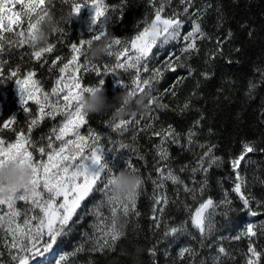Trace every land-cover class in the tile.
<instances>
[{"label": "trees", "instance_id": "1", "mask_svg": "<svg viewBox=\"0 0 264 264\" xmlns=\"http://www.w3.org/2000/svg\"><path fill=\"white\" fill-rule=\"evenodd\" d=\"M79 2L82 3L83 0ZM106 2L110 7H115L116 11L114 16H106L103 19L105 30H109L111 35L122 40L130 39L138 30H142L145 26L143 23L145 18L147 17L150 22L153 15V4L150 0H125L124 4H121L120 0H106ZM70 7V4L64 3L63 0H52L48 5L51 14L59 21L58 27L64 30L62 34L56 32L50 36L49 42L54 43L56 47L53 53L45 54L48 64L31 58V49L27 46L14 48L3 55V59L8 62L5 66V76L8 71L20 65L25 72L29 69L35 71L36 78L42 82L44 89L50 91L54 81L59 77L58 67L71 56V44L77 43L80 39H88L92 35L87 32L78 14L69 21L67 17ZM183 7L180 0H172L166 7L164 15H171L173 12L182 13ZM88 8L82 7L79 12L82 13ZM197 9L205 10L200 23L211 39L198 41L199 53L194 54L188 61L197 70L196 73L177 84L181 77L186 76V70L166 71L153 87L157 90L156 94L161 97L158 102L168 104L169 109L160 110L153 107L151 112L139 111L136 115L137 120L143 117L139 128L153 122L151 117H158L154 121L156 131L172 125L182 137L190 128L197 133L196 143L190 147L183 139L180 144L165 145L170 154L168 166L184 181V184L173 185L171 181H166L165 188L160 191L167 195L169 204L155 205L152 181L157 179L155 168L158 166L159 158L156 155V145H159L160 138L153 136L152 130L139 131L135 125H130L129 130L123 135L111 132L104 123L110 120V113L90 115L89 123L82 132L87 133L88 128L91 127L102 135L108 133L113 142L109 143L104 139L102 145L106 150H116L115 153L105 151L104 161L114 172H118L125 166V157L128 155L134 167L138 169L137 174L142 178L137 202L140 215L137 217L133 214L127 219L121 215L126 237L116 244L115 250L92 251L89 237L95 232L93 225L97 222L96 205L104 199L102 192H95L82 202V207L78 209L77 217L74 218L76 223L72 231L62 238L56 248L57 259L60 255L67 256L64 264H134L129 255L134 246L142 248L138 264H216L219 247L225 248L228 253L227 256L221 257L220 264H245L249 238L234 237L243 232L249 223L257 225L259 233L257 237L251 238L254 245L258 249H264V206L257 203L264 202V82L261 81L258 72V69L264 71V0H194L190 12H195ZM181 18L185 20L182 31L186 34L191 30V20L195 17ZM229 32L232 33L231 38L228 37ZM217 41L222 45V55L219 54L221 49L217 47ZM182 46L183 42H171L165 45L163 54H159L158 59L154 57L150 67H159L171 51L179 54ZM212 52L217 53L215 59L209 57ZM57 55L62 57V60L58 61L57 66L52 67L50 71L51 60ZM105 61L109 64L114 62L113 59L104 56L93 63L102 65ZM205 71L214 74L210 79L205 80L200 75ZM81 76L85 85L98 86L99 78L94 72H82ZM131 77L132 73L123 72L105 77L103 87L106 89L107 97L111 99L122 89L116 80L122 79L130 86ZM250 83L256 85L251 95L248 94ZM174 85L177 93L175 97L171 95ZM166 91L168 94L165 95ZM193 91L196 92L195 96H192ZM188 100H191V108L181 112L180 108ZM29 104L31 114L23 112L20 106L14 79L0 81V122L12 117L16 119L12 129L0 128V138L11 142L15 139V131L28 134V123L36 113V106L31 102ZM201 116L203 119L200 125L194 127V122ZM60 119L59 117L56 121L45 119L31 133L32 139L37 143L42 142L41 137H46L52 126L58 124ZM137 132L139 134L133 140V134ZM243 142H252L257 148L256 152L246 157L239 169L246 185L243 191L249 196L252 209L260 213L257 216L250 215L243 208L238 195L232 191L236 173L230 161L240 154ZM120 143L128 144L130 147L122 150L119 147ZM199 144L214 146L213 155L222 159L209 168L206 174L198 171L193 175L191 168L195 166L197 158L204 151L198 146ZM132 148H136L144 159H139L137 153L131 151ZM33 151L35 152L34 149ZM185 165L189 166L188 169L181 172L180 168ZM205 180L207 186L203 194L196 192V199L183 191L185 185L199 189L201 182ZM225 195L231 201V205L216 208L212 217L213 231L204 238L202 246L198 230L191 226L190 214L204 199L212 198L219 204L225 199ZM157 207L165 208L162 215L153 210ZM100 211L104 216H110L106 204ZM154 216L160 222L159 228L155 227ZM182 222H186L188 233L165 237L167 226H179ZM81 246L82 250L77 252V248ZM185 246L192 247L197 255L195 257L186 255L181 260L178 252ZM150 249L155 251V255L150 254ZM49 260L51 259L45 258L39 264H47ZM0 264H14L2 242H0Z\"/></svg>", "mask_w": 264, "mask_h": 264}, {"label": "snow or ice", "instance_id": "2", "mask_svg": "<svg viewBox=\"0 0 264 264\" xmlns=\"http://www.w3.org/2000/svg\"><path fill=\"white\" fill-rule=\"evenodd\" d=\"M63 2L70 4L69 13L72 17L77 15L82 7H90L93 11L91 24L96 25L99 22V29L94 30L89 27V32L93 33L90 38L80 39L77 43L71 44L70 58L58 67L59 77L54 81L50 91H47L42 86V82L36 78L37 73L35 71L29 69L25 72L20 65L8 71L5 76V66L8 62L3 59V55L6 51L27 46L31 49V58L37 62L43 61V64H48L45 54L53 53L56 45L49 42L45 47L36 48L29 43V40L32 38L38 21L44 15L51 13L48 5L52 3V0H0V81L3 79L15 80L19 103L23 112L31 114L29 102L36 106V113L28 123V134L23 131H15V139L11 142L0 138V166L9 161H17L21 164L27 162L33 171V187L30 193H17L7 202L0 201V233H2L0 242L8 250L14 264H33V262L49 255L52 256V259L47 264H64L67 256L60 255L57 259L53 254L62 238L72 231L73 225L76 223L74 218L77 217L82 202L97 191L103 193L104 199L96 205L97 222L93 225L95 232L89 237L92 251L115 250L116 244L126 237V233H121L118 230L112 217L117 213L126 219L133 214L138 217L140 215L137 209L139 192L130 204L120 205L106 201L107 180L109 174H115V172L104 161L103 157L105 151L115 153L116 150H106L102 145L104 139H107L109 143L113 142L108 133L102 135L91 127L88 128L87 133L82 132V129L89 123V116L80 107L79 97L95 87H103L105 77L109 74L132 73L130 86L122 79L116 80L120 88L128 90L129 94L134 97L137 94L149 93L154 98L146 102L149 105V112L153 107L167 110L169 109L168 104L158 102L161 97L156 94L157 90L153 87L154 83H158L166 71L176 72L177 69L186 70V76L181 77L177 84L192 77L197 70L188 61L194 54L199 53L198 41L211 39L200 23L202 13L205 10L197 9L195 12H190L194 0H180V4L184 5L183 12H173L171 15H164V13L172 0H158V3L157 0H150L153 4V15L150 22L146 17L143 21L145 26L130 39L122 40L112 34L105 56L113 59L114 62L109 64L105 61L102 65H98L85 59L82 60V49L92 40H99L109 34V30H105L103 19L106 16H114L116 8L110 7L106 0H83L82 3L79 0H63ZM120 3L124 4L125 0H120ZM17 6H19L18 10ZM188 16L195 18L191 20V30L182 34L185 20L181 17ZM63 31L58 27L53 30V33L62 34ZM231 35L232 33L229 32L228 37L231 38ZM165 37L167 39H164ZM181 38L184 43L179 54L171 51L165 56L159 67H150L152 59L154 57L158 59L159 54H163L165 45L179 41ZM217 47L221 49L219 54L222 55V45L219 41H217ZM216 55V52H212L209 57L215 59ZM61 60L62 57L59 55L52 59L49 70L51 71L52 67H56L57 62ZM82 72H94L99 78L98 86L85 85L81 76ZM258 72L261 81L264 82V71L258 69ZM148 73L151 74L146 75ZM213 74L206 71L200 73L205 80L210 79ZM198 87L199 83L197 82ZM255 87L254 83L249 84V95ZM166 94H168L167 91ZM171 95L173 97L177 95L175 85L171 89ZM195 95L196 92L193 91L192 96ZM190 108L191 100H188L180 108V111L183 112ZM136 115L134 114L127 119L122 118L113 122L109 120L104 123L111 132L121 135L129 130L130 125H135L139 131L152 130V135L160 138L159 145H156V155L159 159L158 166L155 168L157 179L152 181L155 191L153 199L155 205L167 206L169 204L167 195L160 191L165 188V182L171 181L173 185H183L184 181L168 166L170 154L165 145L168 143L180 144L183 139L190 147L196 143L197 133L193 128H190L182 137L172 125L156 131L154 130V121L158 117H151L153 122L139 128L143 117L137 120ZM58 117L61 118L59 123L52 126L46 137H41L42 142L37 143L32 139L31 133L41 122L45 119L56 121ZM202 119L203 116L195 121L194 127L199 126ZM15 123V117L5 119L0 122V128L12 129ZM138 134L139 132L133 134L132 139L135 140ZM198 146L204 151L197 158L195 166L191 168L193 175L198 171L206 174L209 168L221 162L222 159L213 155L214 146L206 144H199ZM119 147L123 150L130 146L120 143ZM131 151L137 153L139 159H144L136 148H132ZM256 151L257 148L254 143L243 142L240 154L230 161L232 169L236 173V181L232 191L238 195L243 208L252 216H257L260 213L252 209L250 198L243 191L246 185L239 169L246 157ZM124 165L134 172L138 171L128 155L125 157ZM188 167L187 165L182 166L180 171H186ZM166 169L167 171H165ZM105 180L106 183H104ZM206 186L207 181L205 180L201 182L199 189L185 185L183 191L196 199V192L199 191L203 194ZM18 202H24L28 206L27 210H22L18 206ZM257 203L264 206V202L258 201ZM105 204L110 216H104L100 211ZM222 205H231L227 195L219 204L212 198L204 199L190 214L191 226L198 230L202 246L204 238L213 231L212 217L215 210ZM153 210L162 215L165 208L157 207ZM153 222L156 228L160 227V222L156 220L155 216ZM184 233H188L186 222H182L179 226H167L164 235L165 237H176L178 234ZM258 235L257 225L249 223L243 232L234 237L235 239L249 238L245 264H264V249H258L251 239ZM81 250L82 246L76 251ZM149 252L155 255L154 250L150 249ZM217 252L216 264H220L221 257L227 256L228 253L223 247H219ZM186 255L195 257L197 253L192 247H181L178 257L183 260Z\"/></svg>", "mask_w": 264, "mask_h": 264}, {"label": "clouds", "instance_id": "3", "mask_svg": "<svg viewBox=\"0 0 264 264\" xmlns=\"http://www.w3.org/2000/svg\"><path fill=\"white\" fill-rule=\"evenodd\" d=\"M67 18L70 21L73 17L68 13ZM58 25L59 21L51 13L44 15L38 21L29 43L36 48L47 46L53 30L58 28ZM110 36L109 33L99 40H92L86 44L82 49L83 58L89 62L102 59L108 50ZM164 39H167V37ZM151 99L154 98L147 92L142 95L137 94L134 97L124 88L109 99L104 87H95L79 97V104L88 116L110 113V122H113L125 117H132L139 111H148L149 105L145 101ZM32 180L33 171L27 162L21 164L17 161H9L0 166V201L7 202L17 193H30L33 187ZM141 183L142 178L140 175L126 167L121 168L115 174H109L106 201L113 204L119 203L120 205L130 204L135 200ZM112 219L115 221L118 230L123 233L124 224L121 214H115ZM141 252L142 248L134 246L133 251L129 253L134 264H138Z\"/></svg>", "mask_w": 264, "mask_h": 264}, {"label": "rangeland", "instance_id": "4", "mask_svg": "<svg viewBox=\"0 0 264 264\" xmlns=\"http://www.w3.org/2000/svg\"><path fill=\"white\" fill-rule=\"evenodd\" d=\"M92 15H93V11L91 10L90 7L86 11H83L82 13H80V12L78 13V18L82 22L83 26H85V29L87 30V32H89V27L93 28L94 30L99 29V22L96 25L91 24ZM90 34H93V33L90 32ZM182 34H183V31H182ZM176 42H178V43L183 42V40L181 38V40L176 41ZM16 92H17V86H16ZM17 96H18V93H17ZM18 100H19V96H18ZM18 206L21 207V209H23L24 211H26L27 207H28L27 205H25L24 202H18ZM29 215H31V213H29ZM53 255H55V253ZM45 258L52 259V256L49 255V256H46ZM45 258L39 259L38 261L33 262V264H39V262H42V260H44Z\"/></svg>", "mask_w": 264, "mask_h": 264}]
</instances>
